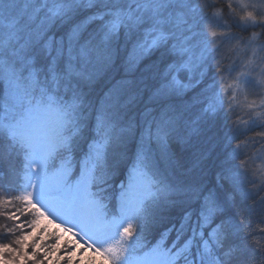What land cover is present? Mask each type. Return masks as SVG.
Here are the masks:
<instances>
[{"label": "snow or ice", "instance_id": "6c2138e0", "mask_svg": "<svg viewBox=\"0 0 264 264\" xmlns=\"http://www.w3.org/2000/svg\"><path fill=\"white\" fill-rule=\"evenodd\" d=\"M204 7L0 0V207L22 202L3 214L33 217V231L19 224L15 241L0 245L6 264H28L29 251L44 264L35 230L57 241L40 246L47 256L61 248V227L79 237L65 241L68 264L77 250L102 256L101 264H264L252 220L233 211L251 201L250 216L264 223V179L256 184L245 165L231 163L240 143L231 159L214 156L216 143L191 151L225 110L248 116L237 117L233 133L264 128V98L250 99L264 89V42L253 34L252 58L226 69L238 75L207 83L220 49L204 28ZM257 136L264 131L249 139ZM42 218L59 219L57 231L40 227Z\"/></svg>", "mask_w": 264, "mask_h": 264}, {"label": "trees", "instance_id": "16d2710c", "mask_svg": "<svg viewBox=\"0 0 264 264\" xmlns=\"http://www.w3.org/2000/svg\"><path fill=\"white\" fill-rule=\"evenodd\" d=\"M211 81V78L208 76L207 83H211ZM237 117H240L242 120L248 119V116L241 112V110H235L234 114H228L227 110L222 112L217 117V123L215 127L208 131L199 141L194 142V147L191 149V151H196L201 148H209L213 143H216L217 147L215 149L214 156L223 152L224 154L229 155V158L231 159V153L234 149H236L237 144L240 143L241 147L238 150L239 155L236 157V159L231 160V163L239 168L241 161H247L246 167L248 172L246 178L248 180H253L256 184H259L261 180L264 179V177L260 175L261 169L264 168V149L261 148V145H264V140L257 136L255 137L257 142L253 143L249 138L253 136L254 132L264 131V128H255L253 131L243 132V134L233 133V122L236 121ZM242 130L243 125H241V131ZM229 137L235 138L229 139ZM241 171H243L242 168ZM207 179L209 186H213L215 184L216 181L214 171L209 174ZM250 205L251 201H245L243 203L238 201L237 208L233 209V211L242 212L246 217H249L252 220V224L255 226L258 220L254 215L250 216ZM16 206L22 207L18 201L13 202V205L9 206L7 209L0 207V225L4 226L0 227V244H9L15 241V237L21 234V231L16 227L19 224L25 225L24 231H31V229L27 227V221H30L33 218L31 214L26 212L24 215H21L19 212H17L16 220L9 219L3 214L5 211L16 212ZM178 214H180L179 209L174 210L172 213L174 216ZM163 227L164 225H161L159 230H162ZM7 228H13L14 231L9 233L6 231ZM261 235L264 234L259 233V231L254 233V236L257 237ZM46 242L47 241H44V243Z\"/></svg>", "mask_w": 264, "mask_h": 264}, {"label": "clouds", "instance_id": "9594fccd", "mask_svg": "<svg viewBox=\"0 0 264 264\" xmlns=\"http://www.w3.org/2000/svg\"><path fill=\"white\" fill-rule=\"evenodd\" d=\"M200 3L205 6L204 12L207 16H219L222 24L224 25L223 27L217 26V24H215L211 19L205 21L204 28L208 32L209 39L214 41L212 46H222V40L217 39V37L222 38L231 36L235 39V43H229V46L227 47L228 52H236V56L233 58L232 62L225 64L223 59L215 62L219 80H231L233 77L238 75V71L232 73L230 76L226 69L229 68L233 62H236L238 58L240 60L239 64H243L252 58L248 57L245 59L242 54L253 34L260 37L258 43L264 42V0H250L251 7H246L243 13L240 12L239 9H228L221 13V9H227L230 0H200ZM209 5H211V7H209ZM245 17H251L255 21H260V23L254 27H249L248 30L245 31L244 27L239 25V21H243ZM242 41L244 42L243 44L241 43ZM262 55H264V53H262ZM261 67H264V65H261ZM257 71H259V68ZM261 98H264V89L259 91L258 96L251 99H255L257 103H259ZM241 163L246 166L247 161H241ZM245 224L247 227L248 222L246 221ZM249 230L259 231V233L264 234V223L257 222L255 226L252 224ZM252 239L258 243V246L264 245V235L259 237L253 236Z\"/></svg>", "mask_w": 264, "mask_h": 264}, {"label": "rangeland", "instance_id": "374dc122", "mask_svg": "<svg viewBox=\"0 0 264 264\" xmlns=\"http://www.w3.org/2000/svg\"><path fill=\"white\" fill-rule=\"evenodd\" d=\"M229 5H231V7H229ZM246 7L247 8L251 7L250 0H230V3L228 4L227 9H221V13H223L225 10H228V9H239V11L243 13L245 11ZM210 18L213 22L218 20L219 26H221V27L224 26L220 20V17L213 16ZM246 21H247V23H246ZM258 23H260V21H255V26ZM239 25L243 26L245 31L248 30L249 27H254L250 17H245V19L243 21H239ZM221 40H222V46L219 47V49H220L219 52L214 54L215 59H213L210 62V65L208 66V69H207V77L209 76L212 81H213V78H215L216 80H219V76L216 72L215 62L217 60L223 59V62L225 64H229L232 62L233 58L236 56L235 51L234 52H228L227 51V47L229 46V43L234 44L235 39H233V38H231V39L221 38ZM241 43L243 44L244 42L242 41ZM257 43H258V41H257ZM242 55L245 59L248 57H252L251 49L250 48L245 49V51L243 52ZM236 63L237 64L240 63L239 58L237 59ZM212 81H211V83H212ZM251 98H254V97H250V99ZM235 110L238 111L240 109L237 108ZM16 194H19V193H16ZM20 204L22 205V202H20ZM60 223H61V221L59 219H54V223H48V220L42 218L40 227H43L45 224H47V233H52L54 231H57L56 224H60ZM31 231H33V230L31 229ZM59 231L62 233L61 237H60V241H59L61 248L52 252L50 255L46 256L47 248L46 247L41 248L40 246L41 245H54L57 243V241L53 240L45 232L39 231V229L35 230L36 235H39L41 237V239L37 242L36 247H37L38 251L40 252V258L39 259L44 260V264H68L66 254L63 251V248L65 246V241H68L70 243H74L76 239H79V237L73 238L70 233L64 231L63 227H61V229ZM33 238L34 237H31V236L28 237L27 242L29 244H31V241ZM44 241H47L46 242L47 244L44 243ZM81 244H83V241H81ZM0 245H5V244H0ZM13 246L15 247V245H13ZM78 248H79V245L77 246V249ZM29 257H30V259L28 260V264H33V260L35 258L32 257V254L30 251H29ZM60 257H64V259H59ZM6 259H7V257H0V264H6ZM102 261H104V258L102 256H99V255L91 252V250H86L83 252L77 250L75 255L72 257V264H101ZM16 264H20V261L17 260ZM36 264H39V260H36Z\"/></svg>", "mask_w": 264, "mask_h": 264}]
</instances>
